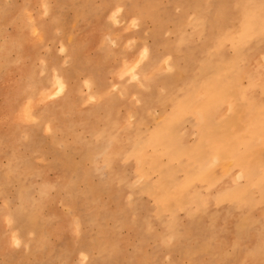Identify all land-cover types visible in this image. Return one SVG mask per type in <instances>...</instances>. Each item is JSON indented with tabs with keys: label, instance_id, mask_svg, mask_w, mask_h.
<instances>
[{
	"label": "rangeland",
	"instance_id": "obj_1",
	"mask_svg": "<svg viewBox=\"0 0 264 264\" xmlns=\"http://www.w3.org/2000/svg\"><path fill=\"white\" fill-rule=\"evenodd\" d=\"M263 61L264 0H0V264H264L263 171L213 157Z\"/></svg>",
	"mask_w": 264,
	"mask_h": 264
},
{
	"label": "bare ground",
	"instance_id": "obj_2",
	"mask_svg": "<svg viewBox=\"0 0 264 264\" xmlns=\"http://www.w3.org/2000/svg\"><path fill=\"white\" fill-rule=\"evenodd\" d=\"M206 10V9H205ZM206 13H208V11L206 10L205 11ZM247 11H245V13H244V15L242 16L243 18H244V20H246L247 22H249V20L251 19V18H249V19H246L245 17H247ZM217 14H219V13H217ZM258 15H260V14H258ZM218 16V15H217ZM212 18V20L211 21H217V23H219V21H221V20H219V18L216 20V18H213V17H210V19ZM191 21V20H190ZM245 22V21H244ZM202 26H204L203 24L201 25V27L200 28H198L197 29V34H200V32H201V30H202ZM246 31H247V28L244 26V28L242 27V28H240L239 30H237V34L239 33L240 34V36L242 37V38H244V40H246L247 38H246ZM219 32V31H218ZM235 32V31H234ZM233 34V33H232ZM219 35H220V33H219ZM217 37V39H218V36H216ZM209 45V44H208ZM239 50H241V49H239ZM147 51V50H146ZM220 53V52H219ZM73 56V55H72ZM144 56V55H143ZM226 56V55H225ZM75 59V58H74ZM228 59V58H227ZM237 59V58H236ZM264 62V61H263ZM128 70V69H127ZM205 72V71H204ZM63 74V73H62ZM204 74V73H203ZM206 75V74H205ZM63 76V75H62ZM59 80V89H60V91L61 92H59V93H62V92H64V91H62L64 88H65V86H64V84H63V81H65V80H63V81H61L60 79H58ZM259 81H260V79H259ZM67 85V84H66ZM91 86V85H90ZM89 86V87H90ZM49 87V86H48ZM68 87V86H67ZM67 87H66V89H67ZM105 90V89H104ZM246 90V89H245ZM40 91V90H39ZM100 91V90H99ZM162 92V91H161ZM47 96V95H46ZM243 96H244V98L247 100V102H248V105H247V107L249 108H246V110H245V114H247V115H249L248 114V112H250V110H252V109H250V107H257V109H256V111L254 112V115L258 118L259 117V115H261V111H259L258 110V108H264V98L263 97H256V96H254L253 94H251V92H244L243 91ZM52 97V96H51ZM111 97V96H110ZM67 98V97H66ZM112 98V97H111ZM103 99V98H102ZM235 100L234 101H232L231 103H230V105H232V108L233 107H235ZM201 112V111H200ZM47 117V116H46ZM49 118V117H48ZM203 118H204V116H203ZM47 120V119H46ZM240 120V119H239ZM127 121V120H126ZM45 122V121H44ZM46 123V122H45ZM44 123V124H45ZM165 124V123H164ZM249 128H247L246 126H244V128H242V134L241 135H236V136H231L230 137V139H228L229 140V142H227L228 143V145H226V147L222 150V152L220 151L218 154H214V159L216 160V161H219L220 162V164L222 165V167L226 170V172H231L232 171V166L235 164V162H236V160H239L238 158H235L234 156H233V150L236 148L234 145H235V143H237V140H239V142L241 143H243V142H245L246 141V143H247V145L251 148V155H250V159H249V161H248V164H247V166L248 167H250V166H255V167H258V168H261V170L263 171L262 172V174H263V176H264V134L263 133H261L260 131L259 132H256V133H253V134H246V131L248 130ZM197 133H198V131H197ZM257 135V136H256ZM257 138H259V141H257ZM251 139H255L257 142H258V144L259 145H261V144H263L262 145V147L258 150V152H259V157H258V159L257 160H253V157L254 156H256V150H255V145H254V142L251 140ZM141 144V143H140ZM126 145V144H125ZM138 146V145H137ZM136 147V146H135ZM233 147V148H232ZM137 148V147H136ZM108 150V149H107ZM130 151H127V150H121V151H118V152H116V153H118L117 155H118V157H119V159H118V161H120V160H122V163H124L123 162V159L125 160L126 159V156H127V154L129 153ZM132 152H133V150H132ZM233 153V154H232ZM235 159V160H234ZM235 162H234V161ZM141 161L143 162V163H148V165L150 164V161L148 160H146V158L145 157H141ZM215 161V162H216ZM218 163V162H217ZM141 165V164H140ZM125 168H123V166L121 165L120 166V164L118 163V166H116L115 168H111V170L109 169V171L110 172H112V174L114 175V177H116L118 180H117V182H122L121 181V177H122V173H123V170H124ZM244 169V168H243ZM161 175H162V178L161 179H163L162 180V182L159 184V187L161 186V184H162V186H163V184H165L166 182H163V181H165V179H167V177H166V172H167V170H165V168H162L161 169ZM243 175V172L241 173L240 172V175L239 176H242ZM245 175V174H244ZM238 176V178H240ZM166 177V178H165ZM243 177V176H242ZM244 178V177H243ZM243 178H241V179H243ZM235 180V179H234ZM239 179H237V181H238ZM227 181V180H226ZM240 181V180H239ZM210 183V182H209ZM255 183L257 184V186H264V185H261V183L259 182V181H255ZM255 184V185H256ZM210 185V184H209ZM214 185V184H213ZM212 187H214V186H212ZM251 187V186H250ZM201 188V187H200ZM257 188V187H256ZM256 188H255V190H256ZM22 191V190H21ZM242 191V190H241ZM241 191H239V192H237V194H241ZM133 193H134V191H132ZM133 193H131V194H133ZM131 194H129V195H131ZM132 197V196H131ZM257 209L260 211V213L261 214H263L264 215V206H263V203H259L258 205H257ZM252 210V209H251ZM253 212V211H252ZM250 213V212H249ZM251 214V213H250ZM248 215V214H247ZM252 216V215H251ZM245 219V218H244ZM247 220H248V218H247ZM256 220V219H255ZM251 221H254V220H251ZM136 225V224H135ZM138 225V224H137ZM181 238V237H180ZM182 239V238H181ZM16 240H17V237H16ZM92 244V243H91ZM99 247V246H98ZM206 247V246H205ZM84 249V248H83ZM83 249H82V251H83ZM87 249V248H86ZM86 249H84V250H86ZM87 251V250H86ZM91 251V250H90ZM261 254V253H260ZM264 259V258H263ZM261 260V259H260ZM255 262V261H254Z\"/></svg>",
	"mask_w": 264,
	"mask_h": 264
}]
</instances>
